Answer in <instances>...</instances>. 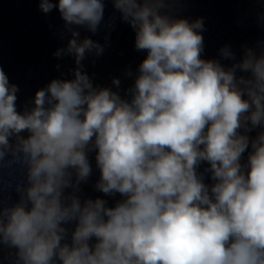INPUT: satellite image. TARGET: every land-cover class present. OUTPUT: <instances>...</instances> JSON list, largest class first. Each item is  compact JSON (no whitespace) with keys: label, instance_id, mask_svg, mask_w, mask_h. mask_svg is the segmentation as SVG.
Listing matches in <instances>:
<instances>
[{"label":"clouds","instance_id":"1","mask_svg":"<svg viewBox=\"0 0 264 264\" xmlns=\"http://www.w3.org/2000/svg\"><path fill=\"white\" fill-rule=\"evenodd\" d=\"M110 2L146 53L135 75L125 70L130 99L94 85L82 63L105 51L76 30H100L105 0H37L71 36L53 56H71L75 67L23 111L0 66V248L14 250L15 264H264V130L247 134L264 129V42L259 54L243 46L239 61L225 45L219 55L233 61L225 67L201 58L203 18L174 14L184 0ZM92 151L95 188L123 197L112 207L76 194L92 174ZM6 171L20 179L6 182ZM6 190L18 199L6 200Z\"/></svg>","mask_w":264,"mask_h":264},{"label":"water","instance_id":"2","mask_svg":"<svg viewBox=\"0 0 264 264\" xmlns=\"http://www.w3.org/2000/svg\"><path fill=\"white\" fill-rule=\"evenodd\" d=\"M174 14L190 21L203 18L205 31L201 33L204 37L201 58L219 60L225 67H230L233 63L219 55V50L225 45L230 46L239 61L243 46L251 47L259 54L257 42H264V19H258L264 14V0H184ZM76 30L80 32L81 39L90 37L106 45L102 56L88 55L82 62L94 85L111 88L118 91L122 98L130 99L126 92L133 85L134 76H126L125 70L130 69L135 75L139 63L146 56L145 52L137 51L134 47V30L120 19V13L114 9L110 0H105L104 20L97 33L93 34L84 28ZM70 38V33L64 32V22L55 9L45 15L39 11L37 0H0V66L8 75L10 83L20 88L17 94L18 111H23L36 90L45 87L50 80L72 78L71 69L75 67L73 57L57 59L53 56L56 49L65 47ZM57 64L60 65L59 69ZM237 74L248 75L239 71ZM114 77L121 81L119 89L111 83ZM262 130L264 129L257 127L247 134L253 139ZM241 133L243 134V130ZM251 150L249 144L248 150L241 157L242 166L247 165ZM88 159L92 174L86 182L80 184L76 194L81 202L99 197L107 201L108 207L114 206L123 197L118 193L106 196L95 188L100 176L95 151L88 153ZM207 168L208 163L201 162L197 172L203 175L204 183L210 186L214 181L210 172L205 171ZM9 179L18 180L20 176L15 171L9 176L6 171L5 181ZM65 191L67 194L71 189ZM3 197L6 200L11 197L10 202L18 199L15 192L7 190ZM67 227L71 231L74 222ZM10 251L14 250L0 248V264H15Z\"/></svg>","mask_w":264,"mask_h":264}]
</instances>
